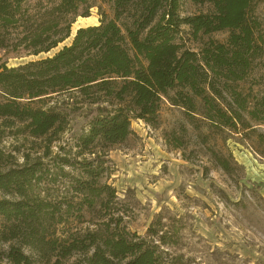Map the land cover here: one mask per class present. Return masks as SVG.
I'll use <instances>...</instances> for the list:
<instances>
[{
	"label": "trees",
	"instance_id": "trees-1",
	"mask_svg": "<svg viewBox=\"0 0 264 264\" xmlns=\"http://www.w3.org/2000/svg\"><path fill=\"white\" fill-rule=\"evenodd\" d=\"M261 1L109 0L112 19L100 13L98 25L46 56L89 16L92 0H0V55L45 56L18 67L0 59V134L47 142L42 156L21 163L0 150V264H170L158 249L167 244L161 230H149L156 240L147 242L110 210L116 194L102 182L101 158L131 135L132 121L155 126L163 101L207 129L246 135L264 126V96L243 86L264 56ZM223 32L225 42L203 40ZM60 97L96 106L72 157L49 150L66 125ZM213 156L229 174V161ZM59 177L69 184L55 203L48 187ZM87 217L88 228L71 229Z\"/></svg>",
	"mask_w": 264,
	"mask_h": 264
},
{
	"label": "rangeland",
	"instance_id": "rangeland-1",
	"mask_svg": "<svg viewBox=\"0 0 264 264\" xmlns=\"http://www.w3.org/2000/svg\"><path fill=\"white\" fill-rule=\"evenodd\" d=\"M92 4L89 16L78 17L72 24L70 39L46 56L69 44L78 28L98 25L100 13L113 18L109 0H92ZM255 16L264 39V0L256 5ZM227 36L226 32L215 33L203 40L225 42ZM185 46L196 52L199 49L187 39ZM43 57L0 55L8 67ZM243 86L264 96V56L254 63ZM64 99L60 97L57 104ZM66 101V125L52 136L51 157L63 152L72 157L76 138L95 115L96 106L80 99L77 103ZM130 128L131 135L105 150L101 158L105 170L102 182L116 194L109 208L121 213L127 230L147 242L156 240L149 230H161L159 235L163 234L167 244H159L158 249L170 264H264V126L246 135L207 129L199 121L191 123L182 109L163 101L155 126L136 120ZM46 144L45 140L13 139L7 131L0 134V150L18 163L25 154L42 156ZM213 154L229 161V174L216 165ZM51 157L42 159L44 166L51 163ZM68 184L69 178L59 177L48 187L50 199L55 203L65 200ZM88 219L72 223L71 229L88 228Z\"/></svg>",
	"mask_w": 264,
	"mask_h": 264
},
{
	"label": "bare ground",
	"instance_id": "bare-ground-1",
	"mask_svg": "<svg viewBox=\"0 0 264 264\" xmlns=\"http://www.w3.org/2000/svg\"><path fill=\"white\" fill-rule=\"evenodd\" d=\"M83 19V18H82ZM79 21V20H78Z\"/></svg>",
	"mask_w": 264,
	"mask_h": 264
}]
</instances>
